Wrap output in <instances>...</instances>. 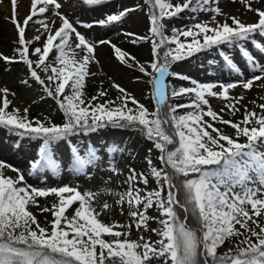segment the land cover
<instances>
[{
	"label": "snow or ice",
	"instance_id": "snow-or-ice-1",
	"mask_svg": "<svg viewBox=\"0 0 264 264\" xmlns=\"http://www.w3.org/2000/svg\"><path fill=\"white\" fill-rule=\"evenodd\" d=\"M12 2L11 23L18 46L13 49V57L0 54V59L25 65L31 80L55 101L64 119L57 125L47 117L44 122L31 120L28 108L23 114L17 108L9 111V89L0 88V128L18 137L13 141L14 150L28 151L36 142L26 169L0 161V264H264V103L245 102L243 94L231 95L238 87L252 90L256 81L264 87V63L253 52L264 55V7H253L252 0H240L257 17L256 22L245 23L224 13L218 5L210 6L209 0H142V4L131 6L121 0L116 10L83 22L61 12L63 0H31L30 14L20 22L16 0ZM257 2L264 4V0ZM80 3L94 9L111 5L112 0ZM136 11L145 12L148 32L143 36L132 32L125 35L132 38V44L149 43L152 59L147 64L110 40L86 37L77 27L114 26ZM186 11H210L213 15L210 22L168 29L165 21L182 19ZM222 16L223 22L218 19ZM51 17L59 19L58 27ZM29 22L40 26V34L32 39L26 37ZM34 41L42 46L33 48ZM100 45H110L121 64L135 66L148 77L153 109L115 82L111 88L120 93L115 99H103L109 95L107 90L86 99L87 79L95 75L89 66L98 63L96 49ZM212 50L236 76L233 82H199L171 70L182 60ZM233 51L239 53L243 66L235 60ZM214 60L209 61L210 66ZM41 72L47 74V82ZM168 77L191 86L170 87ZM22 83L28 85L29 80ZM183 96L189 97L188 103L170 102V98ZM209 98L224 102L219 112L213 110ZM178 109L191 110L179 114ZM225 112L242 118L225 119ZM109 128L136 132L152 147L147 155L138 157L134 150L122 146V141L97 149L74 139ZM65 146V167L77 174L87 176L86 169L105 167L118 177L122 174L119 159L126 152L132 159H141L144 168L137 170L128 164L122 182L126 187L111 193L113 201L104 200L99 210L94 191L82 192L68 184L29 186L25 172L28 176L61 174V149ZM5 170L16 176L5 175ZM111 180L109 175L103 183ZM49 196L57 202L40 207L37 198ZM73 205L78 206L68 216ZM30 206L54 217L50 228L40 225ZM117 207L126 223L100 219L105 212H116ZM150 210L156 215H150ZM152 221L157 228L150 226ZM133 227L140 233L136 240L130 239ZM227 244L232 246L221 253L219 250Z\"/></svg>",
	"mask_w": 264,
	"mask_h": 264
},
{
	"label": "rangeland",
	"instance_id": "rangeland-1",
	"mask_svg": "<svg viewBox=\"0 0 264 264\" xmlns=\"http://www.w3.org/2000/svg\"><path fill=\"white\" fill-rule=\"evenodd\" d=\"M17 1L16 0V6L15 11L18 20L20 21L22 17H20V14H18L17 10ZM30 1V0H28ZM124 4L126 5H135V4H142V0H122ZM174 1L180 2V0H172L173 3H177ZM237 2V3H236ZM22 5H24V8L27 7L26 3L27 0H21L20 2ZM64 7H62L61 12L66 13L70 18L78 19L83 22H92L95 20H98L103 17L104 13H107L109 11L116 10L120 3L118 0H112V4L108 6H104L101 8H94L89 9L85 6H82L80 3V0H63ZM31 4V3H30ZM210 6H219L221 10L226 14H233L238 16L243 22L245 23H253L256 22L257 17L254 13L245 11L244 14L241 13V10L235 7L236 5H241V2L239 0H209ZM205 7H208L206 5ZM254 7V6H253ZM264 7V6H261ZM13 2L12 0H0V54H3L4 56L13 57L15 53L13 52V49L17 47L18 45L15 43L18 39V35L15 29V26L11 23V18L13 15ZM26 14L24 15V19L27 15L30 14V8L25 9ZM192 12H184L181 14L183 17L180 18H173L171 20H166L165 23L168 25V29H171L172 27H175L174 24L178 22V27H182L186 24H191L195 22H210V18L213 15L210 11H202L198 13H194L195 20L192 19L193 16H191ZM134 17H140L142 18L140 22L131 21ZM36 19V18H34ZM51 19L55 20V26H59V19L56 17H51ZM218 19H221L224 21V17H218ZM229 24H231V20L227 21ZM40 26L38 24L29 22V25L26 28V37L29 38V36H32L29 39L34 38L36 35H39L40 33L37 32V28ZM78 27V30L81 31L83 34L86 35V37L90 39H96L99 40L100 38L110 40L112 44H115L116 46L120 47L122 50H126L132 55H134L137 60L141 63L147 64L151 59L150 55V46L149 43L144 42H138L136 44L130 43L131 37H128L125 35V33L132 32L136 33L140 36H143L147 34L148 28H149V22L147 19V16L144 11H136L134 13L129 14V16L123 20V22L118 23L114 26L109 27H100V26H94L92 29H84L82 27ZM33 34V35H32ZM167 35H171V32L166 30ZM44 37H42V40ZM183 40L184 38L181 37ZM257 39H261L257 37ZM42 46L41 42L34 41L32 47H38ZM74 47V45H73ZM171 47H175V45H171ZM224 46H221L223 48ZM248 47L251 49V44L248 45ZM142 48H145L148 50L149 54L147 53L148 57L145 59H140V53L139 50ZM79 51V50H77ZM213 51V50H212ZM207 52L199 53L198 55L182 60L172 66V71L178 72L182 75H188L191 76L192 79L198 77V74H209V72L213 69H217V63H220L221 69V75L220 78H210L208 81L205 80L207 78L206 76L200 77L203 82H215V83H225V82H233L236 79V76L231 72V70L227 67L226 64L222 60H218V57H215V60L213 63L209 64V61L212 60V56ZM216 52V51H215ZM253 52L255 55H257L260 62L264 63V55H261L258 52H255L253 49ZM239 57L237 60L240 64V66H243V61L240 59V55L238 52H233L232 54ZM71 53H69L70 55ZM50 55H54L50 54ZM32 59H36L35 57H32ZM96 59L98 60V63H92L90 64L89 68L92 73H94V76H91L87 79L86 83V99H90L92 95L97 94L100 90H107L109 95L108 96H114L115 98L120 95V93L116 90L111 88V84L113 82L121 85L124 87L129 93L133 94L137 100H139L141 103H143L145 106H147L150 110L154 107V102L151 99V90L150 85H148L147 80L148 77L143 76L142 73H140L135 66L132 68L127 67L124 64H121L114 55L113 49L110 45H100L96 49ZM179 65L185 66V71L178 68ZM7 62L0 59V88L7 87L9 89V96L8 99L12 102L9 108V111H11L12 108H17L20 110L21 114H23L24 108L29 109V117L31 120L39 119L42 122L45 121V118L47 117V121H50L54 124L60 125L63 122V113L58 110V106L56 105L55 101H53L51 98L47 97L43 93V89L41 86L37 85L34 81L31 80V78L28 75V70L25 65L22 63H18V65L15 68H9L6 67ZM115 68H113V67ZM226 72V74H223V72ZM42 79H45L47 82V74L41 72ZM208 79V78H207ZM23 80H29V84L25 85L22 83ZM168 80L171 82L170 87L178 88L180 86H191V84L187 81H181L179 79H174L171 77H168ZM257 85L261 84L260 81H256L253 85V89L250 91H245L242 88L238 87L235 90H232L231 95L236 96L243 94L246 97L247 101H253L255 100L257 103H259V97H262V94H259L255 89V84ZM140 87V88H139ZM143 88V89H142ZM67 90V89H66ZM11 93H15V95H12ZM2 95V94H0ZM117 95V96H116ZM43 97V98H41ZM214 99V98H212ZM210 100L211 106L213 110L218 111L223 106V101L221 100ZM171 103H188L189 97L183 96L178 98H170ZM252 105V104H250ZM191 109H178L179 114H184ZM226 113V112H225ZM224 113V114H225ZM225 116V115H224ZM18 137L14 135H10L9 132L3 128H0V161L6 162L12 166L18 167L20 169H26L28 167L27 161L30 158H26V163L23 164V159H21V154L18 153L16 150L11 151L9 147L13 146V141L17 140ZM77 143L79 144H91L94 145L97 149L103 148V146L106 143L112 142V141H122L123 145L126 146L129 151H133L138 154V157H144L147 155V149L152 147L151 142H148L140 137V135L133 131L128 130H114V129H106V130H100L97 133H93L86 137H78L74 138ZM26 142V141H25ZM244 142V141H243ZM34 149L36 148V142H33ZM62 152H64V162L62 164V171L59 176H54L51 172H45L41 175H32L28 176L25 172V182L32 187L37 188H44V187H51V186H63L64 184H68L73 187H78L79 190L83 191H94L98 194L97 199V209L99 210V204H102L104 200H107L109 203H111L114 199V196L111 195V193H116L119 191H123L126 185H124L122 182L125 179V176L127 174V165L131 164L132 167H135L137 170H141L144 168V162L137 158L132 159L129 157L128 152L124 153V158L119 159V170L122 173L118 177L114 174H111L107 168L100 167L98 169L96 168H90L86 169L88 172V175L85 176L83 174H77L74 172L69 171L68 167H65V165L68 164L67 160V150L66 146L61 149ZM156 155V150L153 149V156ZM5 175L9 177H15L16 173L5 170ZM109 175L112 176V180L105 185L103 182L108 180ZM152 186L154 187L155 184L153 182ZM104 193L103 195H100V193ZM38 203L40 207H51L52 204L56 203L57 200L54 196L49 197H43V198H37ZM78 205H73L71 209L68 210L66 213L68 216L73 215V209L77 207ZM30 210L33 212V214L37 217L38 222L41 226L49 227L50 223L54 219V217L50 213H43L40 211V208L36 206H30ZM150 215H156L154 211L149 212ZM100 219L105 223H126L127 220L125 216H121L119 214V210L117 207L116 212H105L101 215ZM264 223V221H262ZM150 226L152 228H157L158 225L152 221L150 222ZM141 233L145 235L146 237L149 235V233L143 232L141 230ZM140 233H138L135 230V227H133V231L131 234L130 239L136 240L138 239ZM157 237L152 234L151 239L155 240ZM231 244H227L225 247H222L219 251L222 253L226 250L227 247H231Z\"/></svg>",
	"mask_w": 264,
	"mask_h": 264
},
{
	"label": "bare ground",
	"instance_id": "bare-ground-1",
	"mask_svg": "<svg viewBox=\"0 0 264 264\" xmlns=\"http://www.w3.org/2000/svg\"><path fill=\"white\" fill-rule=\"evenodd\" d=\"M119 2H121V0H118ZM240 1V0H239ZM21 0H19V1H17V6H19V7H17V10H18V14H20V17H22V19L20 20V22H22L23 20H24V15L26 14V11H25V9H29L30 8V3H31V0L30 1H28L27 0V3H26V5H27V7L26 8H24V10H23V7H24V5H22L21 3ZM123 2V1H122ZM174 2H178V1H174ZM237 3V2H236ZM252 3H253V6L254 7H261V6H264V4H261V3H258L257 2V0H252ZM235 7H237L238 9H240L241 10V13L242 14H244L245 13V11H246V8L244 7V5L241 3V5H236ZM236 13H233V14H231L230 13V15H233V16H236L235 15ZM191 16H194V13H191ZM240 15H238L237 17H239ZM141 19L142 18H140V17H134L131 21H135V22H140L141 21ZM219 20H221V19H219ZM208 22V21H207ZM221 22H223V20H221ZM174 26L175 27H178V22H176L175 24H174ZM212 26H214V25H212ZM33 35V34H32ZM32 36H29V38H31ZM140 51V53H138L141 57H140V59L142 60V59H145V58H147L148 57V55H147V53L149 54V52H148V50L147 49H145V48H142L141 50H139ZM234 52V51H233ZM210 54H211V56L212 57H214V56H216V57H218L217 56V53L215 52V50H213V51H210L209 52ZM234 56H235V58L238 60L239 59V57L238 56H236V54L234 53ZM219 60H222V58H220V57H218V60L217 61H219ZM220 65V63H217V69L215 70V69H213V70H211L210 72H209V74H198V77H196V78H194L195 80H197V81H199V82H203V80L200 78V77H202L203 75L204 76H206L207 78H205V80L206 81H208L210 78H220V73H221V67L219 66ZM113 67V66H112ZM113 68H115V67H113ZM178 68H180L181 70H183V71H185V66H183V65H179L178 64ZM223 72V74H226V72H224V71H222ZM226 75H228V74H226ZM188 76V75H187ZM191 77V76H190ZM192 78V77H191ZM210 82V81H209ZM261 84H259V85H257V83L255 84V89H256V91L259 93V94H262V97H264V87H261L260 86ZM188 87H190V86H188ZM140 88V87H139ZM143 89V88H142ZM117 96V95H116ZM103 99H105V100H107V99H115V97L114 96H107V97H104ZM210 100L212 99V98H209ZM212 100H218V99H212ZM259 103H264V100H261V97H259ZM246 102V101H245ZM117 103H119V101H117ZM129 106H131L130 104H129ZM249 106V108L250 109H252L253 108V105H248ZM257 111H259V109H256ZM225 115V119H236V120H239V119H241L242 117L240 116V114H237L235 117H232L231 116V114H229V113H225L224 114ZM221 127H223V126H221ZM229 131H231V129H229ZM241 142H243V139L241 140ZM25 143H27V142H25ZM9 149L11 150V151H14L15 152V150H14V148H13V146H11V147H9ZM18 153H20L21 154V159H23V164H25L26 163V158H31L34 154H35V149H34V144H33V142H32V148L30 149V150H28V151H17Z\"/></svg>",
	"mask_w": 264,
	"mask_h": 264
},
{
	"label": "trees",
	"instance_id": "trees-1",
	"mask_svg": "<svg viewBox=\"0 0 264 264\" xmlns=\"http://www.w3.org/2000/svg\"><path fill=\"white\" fill-rule=\"evenodd\" d=\"M18 65V63H7V65H6V67L7 68H9V69H13V68H15L16 66ZM168 82H170L169 80H168ZM171 83V82H170ZM172 99V98H171Z\"/></svg>",
	"mask_w": 264,
	"mask_h": 264
}]
</instances>
